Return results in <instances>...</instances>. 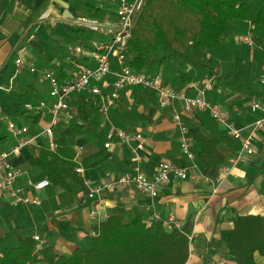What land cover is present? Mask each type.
I'll use <instances>...</instances> for the list:
<instances>
[{
  "label": "crops",
  "instance_id": "0c3cea01",
  "mask_svg": "<svg viewBox=\"0 0 264 264\" xmlns=\"http://www.w3.org/2000/svg\"><path fill=\"white\" fill-rule=\"evenodd\" d=\"M108 1L0 0V138L7 137L0 141V151L10 150L17 143V138L8 130L10 121L30 128L31 135L36 136L34 142L11 160L22 171L14 187L24 188L27 197L41 201L40 205L16 204L10 191L0 190V236L14 228H26L29 237L38 235L44 245L51 244L57 253L68 255L77 248L83 251L92 248L91 232L97 224L90 215L92 207L99 210L101 220L119 208L141 212L146 220L155 211L162 220L173 219L181 223V227L191 222L193 230L186 264L229 263L234 258L228 243L235 221L247 215L264 216V128L254 133L255 153L238 166H233L232 160L240 148V140L229 136L227 128L218 124L208 112L187 106L183 99H175L171 105L162 107L155 92L152 91L155 96H150L146 92L149 89L129 86L119 91V96L125 100L124 107L117 106L114 101L108 112L103 113L101 120L107 134L113 126L142 132L145 151L140 152V164L148 176L152 177L160 163L169 159L185 167L193 177L181 180L172 176L162 185L160 195L154 201L146 192L127 186L105 191L92 202L86 197L87 181L111 182L124 172L132 171L136 165L133 160L137 154L136 143L122 147L114 142L110 148L104 145L101 155L83 166L82 161L100 152L102 147L92 136H82L74 146L78 165L67 167L77 181L68 182L67 188L50 184L41 191H36L31 185L46 177L40 167L30 161L38 158L42 149L53 150L50 141L40 134L51 119L50 106L54 101L49 95L48 82L43 80L44 72L52 69L58 77L63 76L60 80H71L82 65L94 64L91 54L99 45L109 42L112 35L108 29L92 30L102 41H98L95 35L96 40L81 43L77 39V31L85 27L83 19L96 20L86 16V6L93 4L105 9ZM107 17L112 19L110 14ZM107 17L96 21L105 26ZM248 34L253 38V33ZM261 45L264 47V38ZM76 46H82L84 53L75 54ZM237 47L238 56L233 61V68L218 84L204 73L189 85L180 86L177 75H172L167 66L149 76L157 77L169 88L191 97L197 95L199 89L208 87L206 98L220 104L230 121L243 130V135H247L252 124L263 116L262 110L252 111L251 103L256 98L264 104V85L260 80L264 74V51L258 45L250 46L243 42H238ZM17 59H21L23 64L18 66ZM112 64L117 70L115 59H112ZM30 66L35 68L34 72ZM209 80L212 83L207 86ZM113 81L114 77L109 75L105 79L106 84H101L106 93L113 90ZM27 93L28 97L37 95L39 98L31 103L46 100L48 107L41 114L28 111L23 102ZM76 113L73 99L69 109L62 113L56 130L76 122ZM175 113L182 116L189 128L194 158H189L181 150V131L174 120ZM198 127L208 136L228 138L220 145L226 156L223 166L228 170L220 172L217 179L206 175L205 166L196 156L198 147L194 135ZM45 159L51 161L48 157ZM78 167L84 169L83 174L76 172ZM255 258L264 264V257L256 254Z\"/></svg>",
  "mask_w": 264,
  "mask_h": 264
},
{
  "label": "trees",
  "instance_id": "16d2710c",
  "mask_svg": "<svg viewBox=\"0 0 264 264\" xmlns=\"http://www.w3.org/2000/svg\"><path fill=\"white\" fill-rule=\"evenodd\" d=\"M118 1L115 9H110L112 18L116 17ZM85 14L103 21L110 13L108 6L104 9L91 4L86 6ZM248 33H253L254 45L264 51V0H146L127 40L129 65L148 75L167 66L183 87L204 73L218 84L234 66L237 37ZM77 37L81 43L102 41L98 34L95 39V32L86 27L78 29ZM146 92L155 96L150 90ZM28 93L23 102L39 100L37 95L28 97ZM74 101L77 121L56 130L55 149H42L40 156L30 161L40 167L51 185L63 188L78 180L67 169L78 165L74 148L77 139L92 136L102 147L83 160V166L101 155L107 141L100 97L85 90L76 94ZM114 101L124 107L121 96ZM5 139L3 136L0 141ZM194 139L196 156L205 166L206 175L217 179L226 161L220 145L228 138L208 136L198 127ZM84 190L87 191L86 186ZM94 230L97 234L92 236L90 250L77 248L65 255L57 253L51 244L38 252L37 242L27 235L26 228H14L0 236V264H186L193 227L189 221L181 228H167L163 221L149 224L143 213L119 208L96 224ZM228 248L234 258L225 264H263L255 256L264 257V216L247 215L236 220Z\"/></svg>",
  "mask_w": 264,
  "mask_h": 264
},
{
  "label": "built area",
  "instance_id": "2783aa9c",
  "mask_svg": "<svg viewBox=\"0 0 264 264\" xmlns=\"http://www.w3.org/2000/svg\"><path fill=\"white\" fill-rule=\"evenodd\" d=\"M146 0H119L116 10L115 21L103 24L96 20H84L83 25L90 30H109L112 35L109 42L103 43L98 46L91 56L94 59L93 65H82L79 71L71 80H60L55 70L49 69L44 72L43 80L48 82L50 86L49 95L53 98V103L50 106L51 119L48 125L41 131V135L45 136L51 143V148L55 149L54 144L55 130L61 120L63 112L67 111L70 107L71 101L75 98V95L85 90H90L93 95L100 97L102 103V111L106 114L110 105L119 96V91L129 86H141L149 89L157 94L159 103L162 107H167L175 99H183L187 106L199 110L208 112L216 122L228 130L229 136L240 140V148L234 156L232 163L233 166H238L243 161L247 160L255 153L254 146V133L264 128V104L259 99H254L251 103L252 111L262 110L263 116L256 120L252 126L251 131L247 135H243V130L237 128L229 119L227 111L220 105L211 102L205 96V89L200 90L197 95L191 97L185 94V92L175 91L168 86L164 85L160 79L154 76H149L146 73L138 72L129 65L130 56L127 53V40L131 34V30L134 25V19L136 15L143 9ZM105 27V28H104ZM240 42L246 43L250 46L254 45L253 38L250 34H246L240 37ZM75 54L84 53L82 46L74 47ZM112 59L116 60L118 69L115 70L112 64ZM18 66L22 65L21 59L16 60ZM32 72L35 71L33 66H30ZM112 75L114 77L113 90L110 93H105L102 88V83L105 85V79L107 76ZM261 82L264 85V74L260 77ZM211 80L207 82V86L211 84ZM48 103L46 100H41L37 103H26L25 108L34 113H41ZM175 122L179 125L181 136L180 144L182 152L189 158H194V153L191 149L192 138L189 135V128L184 123L182 116L179 113L174 115ZM8 130L17 138V143L10 150L0 151V173H2V179L0 180V190L10 191L15 197V203H32L40 205L41 201L38 198H29L25 195L24 188L14 187V182L22 171L15 167L11 160L13 157L20 155L21 150L32 144L36 136L31 135L30 128L26 125H20L15 121L8 123ZM116 142L119 146H130L132 143H136V152L133 160L136 162L132 171L124 172L117 180L108 182L106 180H88L87 187L88 192L86 197L94 202L105 191H116L122 187L134 186L137 189L146 192L152 201L157 199L160 195V188L167 183L172 176L180 178L181 180H187L190 175L185 167L176 164L172 160H164L160 163L157 172L152 176H148L142 171L141 168V155L140 152L145 151L144 135L140 130H123L117 129L114 126L110 128L107 134L106 148H110L111 145ZM227 167L222 166L221 173H226ZM76 172L83 174L84 169L82 167L76 168ZM36 191H41L48 186L50 182L44 178L35 183H32ZM90 215L96 223L99 224L102 220L99 218L100 212L96 206L91 208ZM159 221H163V224L167 228L172 226L181 228L182 224L176 222L173 219L162 220L159 213L152 211L147 219L149 224H153ZM97 233L95 230L91 232L92 236ZM36 242V250L41 252L44 248V244L38 235L32 237Z\"/></svg>",
  "mask_w": 264,
  "mask_h": 264
},
{
  "label": "rangeland",
  "instance_id": "374dc122",
  "mask_svg": "<svg viewBox=\"0 0 264 264\" xmlns=\"http://www.w3.org/2000/svg\"><path fill=\"white\" fill-rule=\"evenodd\" d=\"M110 2H111V5L108 4V6H109L108 9H112V10L115 9V7L117 6L116 0H111ZM112 10L109 11L110 15H111L112 12H113ZM109 18H110V17H107V20H109ZM113 21H115V18H112V19L109 20V22H113ZM95 35H97V33H96ZM240 37H241V36H240ZM240 37H238V42H240V41H239ZM171 77H172V76H171ZM73 123H74V122H73ZM71 124H72V123H71ZM62 126H63V125H62Z\"/></svg>",
  "mask_w": 264,
  "mask_h": 264
}]
</instances>
